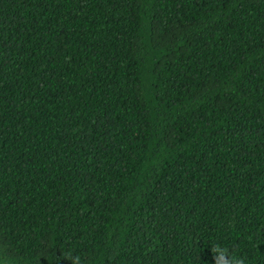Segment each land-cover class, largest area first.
Instances as JSON below:
<instances>
[{"label": "trees", "instance_id": "1", "mask_svg": "<svg viewBox=\"0 0 264 264\" xmlns=\"http://www.w3.org/2000/svg\"><path fill=\"white\" fill-rule=\"evenodd\" d=\"M264 264V0H0V264Z\"/></svg>", "mask_w": 264, "mask_h": 264}, {"label": "clouds", "instance_id": "2", "mask_svg": "<svg viewBox=\"0 0 264 264\" xmlns=\"http://www.w3.org/2000/svg\"><path fill=\"white\" fill-rule=\"evenodd\" d=\"M211 252L215 264H248L247 257L236 254L234 249H230L219 243L211 245ZM70 264H84L80 255H69L66 258Z\"/></svg>", "mask_w": 264, "mask_h": 264}]
</instances>
